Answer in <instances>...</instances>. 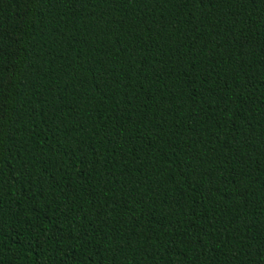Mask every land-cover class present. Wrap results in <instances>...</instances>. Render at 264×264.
Masks as SVG:
<instances>
[{"label":"trees","instance_id":"16d2710c","mask_svg":"<svg viewBox=\"0 0 264 264\" xmlns=\"http://www.w3.org/2000/svg\"><path fill=\"white\" fill-rule=\"evenodd\" d=\"M0 264H264V0H0Z\"/></svg>","mask_w":264,"mask_h":264}]
</instances>
